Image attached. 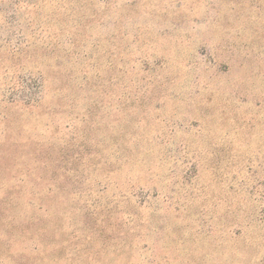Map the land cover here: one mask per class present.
<instances>
[{"label":"rangeland","instance_id":"374dc122","mask_svg":"<svg viewBox=\"0 0 264 264\" xmlns=\"http://www.w3.org/2000/svg\"><path fill=\"white\" fill-rule=\"evenodd\" d=\"M0 264H264V0H0Z\"/></svg>","mask_w":264,"mask_h":264}]
</instances>
